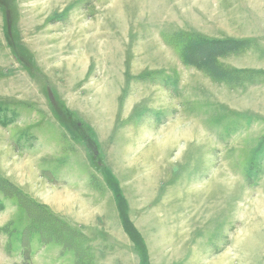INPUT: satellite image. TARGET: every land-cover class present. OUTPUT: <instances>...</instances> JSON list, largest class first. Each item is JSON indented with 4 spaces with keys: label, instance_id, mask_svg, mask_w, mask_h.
<instances>
[{
    "label": "rangeland",
    "instance_id": "obj_1",
    "mask_svg": "<svg viewBox=\"0 0 264 264\" xmlns=\"http://www.w3.org/2000/svg\"><path fill=\"white\" fill-rule=\"evenodd\" d=\"M0 264H264V0H0Z\"/></svg>",
    "mask_w": 264,
    "mask_h": 264
},
{
    "label": "trees",
    "instance_id": "obj_2",
    "mask_svg": "<svg viewBox=\"0 0 264 264\" xmlns=\"http://www.w3.org/2000/svg\"><path fill=\"white\" fill-rule=\"evenodd\" d=\"M123 217V221H124V226H125V229H126V232L128 233V231H130L131 229H129V223H128V221L125 219L126 218V216H125V214H123L122 215ZM131 232V231H130ZM133 232H131V234H132ZM30 241V240H29ZM23 246H24V244H23Z\"/></svg>",
    "mask_w": 264,
    "mask_h": 264
}]
</instances>
